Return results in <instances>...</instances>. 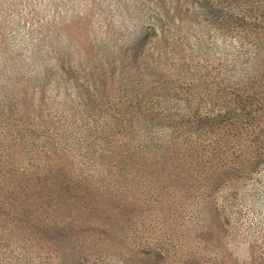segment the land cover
<instances>
[{
  "label": "rangeland",
  "instance_id": "rangeland-1",
  "mask_svg": "<svg viewBox=\"0 0 264 264\" xmlns=\"http://www.w3.org/2000/svg\"><path fill=\"white\" fill-rule=\"evenodd\" d=\"M255 90L224 129L186 124ZM3 103L1 133L31 128L74 173L23 180L35 203L0 210V264H264V0H0ZM118 108L150 124L114 131L130 169L103 175L87 130Z\"/></svg>",
  "mask_w": 264,
  "mask_h": 264
},
{
  "label": "trees",
  "instance_id": "trees-1",
  "mask_svg": "<svg viewBox=\"0 0 264 264\" xmlns=\"http://www.w3.org/2000/svg\"><path fill=\"white\" fill-rule=\"evenodd\" d=\"M241 20L243 22H246L247 18L245 16H241ZM140 50H142L143 52H139L138 55H141L145 51L144 48H141ZM260 94V91L255 90L253 97L248 96L246 99L242 98L238 100L240 109L232 107L231 110L217 115L203 114L200 109L189 112L188 115H186V117L188 118L186 120V124L191 126L197 123L198 125L202 126L203 130H209L211 132H214V129L216 128L224 129L227 127V125L230 126L234 123L233 119L241 117L242 112H249V114H251V112H253L251 111V107L254 105H251L249 100L251 99L253 102L258 101V95ZM5 106L6 103H3V105H0V108H7L10 109L11 113H16L20 110L21 104L17 98H12L9 100V105H7L6 108ZM22 111L23 110H21V112ZM117 111L120 113L119 116L113 117L112 120L106 119V121L99 127L90 128L89 130H87V135L91 136V141L89 142L88 146H101L102 142H105L107 145L104 148V150L106 151L105 154L102 153V149V151L99 152L100 159L106 158L113 154L111 157H109V159L104 160L102 163L100 160V163H97L94 166L91 165L89 167L92 168V171L103 175L116 174L119 171L121 172V170L128 171L130 169L129 166L125 163L128 156L123 158V154L120 153V151L111 152L108 148H106L115 147L114 131L116 130L119 134H123L124 136L129 135L133 138H136L145 127V125L147 123L150 124L148 120V118H150L149 114L146 118H143L139 116H133L128 111H124L122 109L120 110V108H118ZM142 111L145 112V110ZM147 111H149L150 114L154 112L150 109H147ZM129 115L132 116L133 119H130ZM255 115L258 116L259 114L255 113ZM189 116L191 118H189ZM241 119H239L238 121H241ZM239 127L240 129H242L244 126L239 125ZM228 129L229 128L222 131L229 136L233 135L234 139H238L239 135L237 133L231 134L233 133V130L231 131ZM29 134H31V128L14 129L13 126H11V129L7 133L0 132V210H5V207H7V209L9 207L25 209L26 207L31 206L35 203L34 199L30 195V193L33 192V187H26L23 184V180L26 177L35 174L40 176L42 175L43 177H53L57 176V174L55 173H58V175H70L67 172H73V168L72 170H68V168L64 165L62 167V163L60 162V160L55 162L56 159L44 157L41 154L39 155L38 153H36V148L34 147H38L39 144H37L38 142H36L37 139L31 138L32 135ZM84 138L85 136H80L78 139L84 140ZM125 139H127V137ZM148 139H153L152 133H150ZM242 143L243 142H237V144L234 145H238L239 147L244 148V145ZM227 149L228 148H221L219 150H215V154L219 158H222L226 154ZM243 156L244 150H241L240 154H238V162H232L234 164H231V166H226L227 164L224 165L229 169L231 175L245 171ZM42 158H45V160H42ZM202 161L205 165L213 163V160L208 157L202 158ZM225 162L226 161L223 160V164ZM219 173L223 174L225 173V171L222 170ZM225 179L227 178H225L224 176L222 178V181H224ZM40 191L45 192L48 190L47 187L42 188L41 185Z\"/></svg>",
  "mask_w": 264,
  "mask_h": 264
}]
</instances>
